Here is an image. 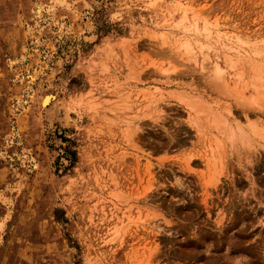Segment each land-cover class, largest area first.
<instances>
[{
    "label": "rangeland",
    "instance_id": "1",
    "mask_svg": "<svg viewBox=\"0 0 264 264\" xmlns=\"http://www.w3.org/2000/svg\"><path fill=\"white\" fill-rule=\"evenodd\" d=\"M67 2L0 0V264H264V0Z\"/></svg>",
    "mask_w": 264,
    "mask_h": 264
},
{
    "label": "bare ground",
    "instance_id": "2",
    "mask_svg": "<svg viewBox=\"0 0 264 264\" xmlns=\"http://www.w3.org/2000/svg\"><path fill=\"white\" fill-rule=\"evenodd\" d=\"M37 3V2H36ZM68 2H67V0H55V3L53 4V5H48V6H50L48 9H50V10H53L57 5H63V4H67ZM52 4V3H51ZM37 11L38 12H41L42 11V9L44 8V5L41 3V2H38L37 3ZM47 7V6H46ZM47 9V8H46ZM179 9V8H178ZM49 10V11H50ZM48 11V10H47ZM42 13V12H41ZM41 15V14H40ZM165 21H169L167 18H165L164 19ZM171 21V20H170ZM178 25H182L183 26V28H184V30H189V31H195V32H200V31H203V32H205L207 35H210L211 34V29L207 26V25H204V26H202V27H200L199 26V23H198V21L196 20V19H193V20H191V18L188 16V14H187V11L186 10H184L183 11V13H182V15L178 18V20H177V22H176ZM160 35H161V37L165 40L166 39V33L164 32V31H161L160 32ZM219 37V36H218ZM199 43H201L202 44V47H204V46H208L207 48H209V47H211V45H209V44H207V43H205V42H199ZM181 46H183L186 50H188L189 48H191L192 47V41L190 40V38H184L183 39V41H182V43H181ZM235 48V47H234ZM238 49V48H237ZM236 50V49H235ZM239 50V49H238ZM238 50H236L237 52H239ZM187 52V51H186ZM185 52V53H186ZM12 63V62H11ZM221 71H222V69H220V68H218V72L219 73H221ZM37 75V72L35 71V73L33 74L32 73V76H31V78L32 77H35ZM158 88V87H157ZM262 94V93H261ZM260 94V95H261ZM264 94V93H263ZM251 95V94H250ZM252 96H254L253 94H252ZM55 97V95L53 96V95H50V94H46L44 97H43V99H42V106H46L47 104H49L50 102H51V100L53 99ZM256 103H260L261 101H259V100H261V99H259L258 101L256 100V99H254V97L252 98ZM258 99V98H257ZM262 99H264V98H262ZM264 101V100H263ZM262 104V103H261ZM191 105V104H190ZM192 106V105H191ZM228 112H229V114H231V110H228ZM223 117V119H225L224 121L223 120H221V118L219 117ZM217 117H216V119L218 118V120H219V118H220V120H221V122L223 121V123L224 124H226L227 123V118L229 117V115H227L226 117H224V115L223 116H221L220 114H217L216 115ZM249 117H247V119H248ZM219 120V121H220ZM227 120V121H226ZM220 122V123H221ZM230 124V123H229ZM228 124V125H229ZM252 125V124H251ZM223 126H226V125H223ZM230 126V125H229ZM228 126V127H229ZM236 126V125H235ZM227 127V126H226ZM225 127V128H226ZM237 130L239 129V133H237V132H235L234 130H232V126H230L229 128H227L225 131H226V133H227V130H231V131H228V133H229V140H230V138L233 140V141H237V140H240V142H242L241 144H243L244 142L242 141L243 139L244 140H247L246 142H248V139H249V141L251 142V140H250V136H247V134H246V131L244 130L243 131V128L241 127V126H239V125H237ZM255 128H256V126H254ZM224 128V127H223ZM234 129V128H233ZM253 130V129H252ZM258 130H260L259 128H258ZM257 130V131H258ZM263 130V134H264V128L262 129ZM255 131V129L253 130V132ZM257 131L255 132V133H257ZM244 132V133H243ZM227 133V134H228ZM243 136H246V138L248 137V139H246V138H243ZM242 139V140H241ZM231 141V140H230ZM232 141V142H233ZM231 142V144H235V148L237 147V149L236 150H238L239 148H238V146H236V143L234 142V143H232ZM246 142H245V144H246ZM237 144H239L238 142H237ZM250 144V143H249ZM247 145V144H246ZM245 145V146H246ZM234 146V145H233ZM248 146V145H247ZM246 146V147H247ZM243 147V146H242ZM234 148V147H233ZM239 152V151H238ZM237 152V153H238ZM238 155V154H237ZM220 159V158H219ZM217 161V160H216ZM209 162H210V160H209ZM211 163H212V160H211ZM215 162L213 161V164H214ZM220 164V163H219ZM217 165V163H215V165H213V167L214 168H216L215 166ZM34 166H37V163H34ZM220 167V166H219ZM222 168V167H221ZM221 171H224V170H221ZM217 172V170H216V172L217 173H222V172ZM219 175H216V180L217 179H220L219 177H218ZM215 178V177H214ZM4 199V198H3ZM3 224L4 223H2L1 222V224H0V230L3 228Z\"/></svg>",
    "mask_w": 264,
    "mask_h": 264
}]
</instances>
